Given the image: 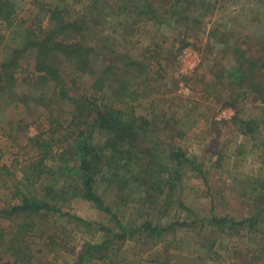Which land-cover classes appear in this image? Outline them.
<instances>
[{
  "label": "rangeland",
  "instance_id": "obj_1",
  "mask_svg": "<svg viewBox=\"0 0 264 264\" xmlns=\"http://www.w3.org/2000/svg\"><path fill=\"white\" fill-rule=\"evenodd\" d=\"M10 1L14 4L15 21L9 29L0 20V69L4 65L1 63L16 56L15 51L21 48L25 35L55 28L52 11L59 6L67 12L62 18L76 21L84 33H89L87 43L94 40L93 66L113 62L126 67L130 77L138 78L136 68L123 58L130 56L142 63L143 72L151 81L138 89L142 99L134 102L136 114L148 119L154 113L161 114L158 128L163 131H156V137L159 141H162L160 136L165 139L160 147L167 150L176 146L198 163L200 174L186 166L182 170L180 196L199 222L192 227L182 226L183 222L193 219L194 214L174 203L170 202L167 209L158 208L164 215L162 223L178 224L157 239L140 237L137 241H126L119 251L118 264H239L247 258V253L263 244L260 235L237 228L221 233L207 229L200 219L209 210L219 215L247 218L255 209L259 181L264 180V103L246 84L240 85L223 73L234 65L231 58L234 47L240 52L246 50L254 64L250 72L258 76L256 80L264 88V0H176L173 15L170 11L173 0L149 1L152 11L144 14L139 11L140 7L144 8L142 0ZM18 31L20 33L15 35ZM212 31H216L219 38L210 37L208 33ZM23 56L18 59L15 70L17 84L13 94L28 95L33 103L40 97L37 90L45 89L44 94L49 97L52 85L36 84L40 74L34 71L33 57L29 52ZM58 57L59 67L67 77L70 70L64 66L63 57ZM249 67L250 64L245 63L244 68ZM20 96L14 94L15 102L11 105L0 103V168H7L0 171L7 174L0 177V208L5 203L18 202L14 192L22 178V163L26 158L27 162L36 160L35 149L28 138L52 134L45 119L47 111L39 106L20 105ZM50 109L66 120L70 117L69 103L59 106L54 103ZM165 116L173 118L170 125L165 122ZM240 119L251 120L256 126L251 136L242 134ZM60 139L52 144L55 155L48 159V166L58 162L56 152L65 146ZM35 189L38 192V184ZM22 190L35 192L26 185ZM118 194L117 187L108 189L106 202ZM162 202L160 198L159 203ZM131 206L128 203L121 207L123 215L134 219L136 210ZM61 211L87 221L102 222L105 226L112 225L108 215L86 201L72 200L65 206L62 204ZM128 217L125 219L129 220ZM36 222L35 232L27 236L33 264H70L77 259L85 241L95 242L101 237L100 233L88 232L80 224L57 214L46 215ZM3 224L8 225L6 221ZM260 225L264 231V221ZM202 238H208L209 246L213 242L215 247L208 251L199 248Z\"/></svg>",
  "mask_w": 264,
  "mask_h": 264
},
{
  "label": "trees",
  "instance_id": "obj_2",
  "mask_svg": "<svg viewBox=\"0 0 264 264\" xmlns=\"http://www.w3.org/2000/svg\"><path fill=\"white\" fill-rule=\"evenodd\" d=\"M149 1L152 0H142L144 8H139L140 13L152 11ZM174 3L176 0L170 5L171 15L175 10ZM13 5L11 1L0 0V20L9 29L13 28L15 21ZM63 14L67 12L57 6L52 11L55 28L43 29L38 34H28L29 30L21 40V48L15 51L16 56L1 63L4 65L0 69V103L11 105L15 102V94L21 95L16 99L22 106L43 107L47 111L45 119L52 134L28 138V143L35 149L36 160L29 159L27 162L26 158L22 163V178L14 192L18 202L5 203L0 208V264H33L27 236L36 228V219H45L46 215L57 214L76 225L80 224L88 232L101 235L98 241H85L77 253V259L70 264H118L119 251L126 241H137L140 237L157 239L173 229L176 222L162 223L164 215L160 210L174 203L194 214L188 205L183 204L180 189L183 187L184 167L200 174L198 163L176 146L167 147V150L160 147L165 139L160 136L162 141H159V137H156V131L162 130L158 128L161 114L154 113L148 119L135 112L134 102L142 99L138 89L151 81L147 73L144 74L142 63L130 56L123 58L136 68L138 78L130 77L126 67L113 62L93 66L94 40L87 43L89 33H84L76 21H66L62 18ZM208 35L219 38L216 31ZM219 41L224 44L222 40ZM26 52L33 57L34 71L40 74L36 84L52 85V92L47 98L45 89H38L37 95L40 97L33 103L28 95L13 94L17 84L15 70L18 59L25 57ZM232 52L234 65L227 67L224 75L228 74L240 85L246 84L264 103V88L256 80L258 76L250 72L254 68L252 59L247 57L246 50L240 52L234 47ZM58 56L63 57L64 66L70 70L67 77L59 67ZM245 63L250 64L248 69L244 68ZM81 81L83 84L79 83ZM54 103L58 106L70 104L69 119L50 109ZM166 117V123L172 122L173 118ZM238 121L242 134L251 136L256 127L254 123L251 120ZM167 127L172 129V126ZM59 138L65 146L56 152L59 153L57 164L48 166V159L55 155L52 144ZM3 170L7 168L2 166L0 171ZM5 175L0 174V177ZM200 178L204 180L205 177L201 174ZM259 182L255 209L247 218L238 219L209 210L200 219L207 229L221 233H225L222 232L225 229L237 228L248 234L260 235L263 244L247 253V258L239 264H264V231L260 225L264 221V180ZM36 184L39 185L38 192ZM25 185L33 187L35 192L23 191ZM113 187H117L119 194L112 196L107 203L105 196L108 189ZM164 191L166 195L162 196ZM160 198L163 199L161 204ZM77 199L91 203L96 210L108 215L112 225L105 226L102 222L87 221L61 211L62 204L65 206ZM128 203L136 210L134 219L123 215L124 208L121 206ZM193 216L182 226L192 227L199 222L197 215ZM4 221L8 223L7 226L3 224ZM200 227L202 229L204 226ZM203 238L199 248L208 251L215 247L213 242L209 246L208 238Z\"/></svg>",
  "mask_w": 264,
  "mask_h": 264
}]
</instances>
